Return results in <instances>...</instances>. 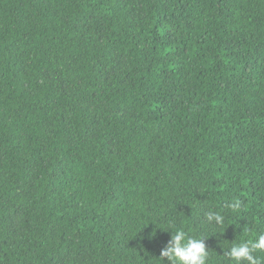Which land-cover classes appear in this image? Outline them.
Instances as JSON below:
<instances>
[{
    "label": "trees",
    "instance_id": "1",
    "mask_svg": "<svg viewBox=\"0 0 264 264\" xmlns=\"http://www.w3.org/2000/svg\"><path fill=\"white\" fill-rule=\"evenodd\" d=\"M177 229L206 264L264 235V0H0V264H163Z\"/></svg>",
    "mask_w": 264,
    "mask_h": 264
},
{
    "label": "clouds",
    "instance_id": "2",
    "mask_svg": "<svg viewBox=\"0 0 264 264\" xmlns=\"http://www.w3.org/2000/svg\"><path fill=\"white\" fill-rule=\"evenodd\" d=\"M233 210L240 207L239 201L230 205ZM209 220L213 219L209 215ZM218 224L223 223V217L220 214L215 215ZM264 251V235H259L256 239L234 244L227 252V256L235 264L241 261L246 264H260V260L254 253ZM159 258L163 264H206L208 259V249L203 238H187L184 231L175 230L171 234L167 244L161 248Z\"/></svg>",
    "mask_w": 264,
    "mask_h": 264
}]
</instances>
